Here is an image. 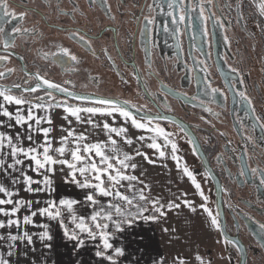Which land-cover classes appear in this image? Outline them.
Listing matches in <instances>:
<instances>
[{
  "label": "flooded vegetation",
  "instance_id": "af4514ba",
  "mask_svg": "<svg viewBox=\"0 0 264 264\" xmlns=\"http://www.w3.org/2000/svg\"><path fill=\"white\" fill-rule=\"evenodd\" d=\"M259 2L185 0L186 8L202 5L208 20L201 21L196 7L183 23L173 24L167 0H8L14 15L0 13V37L13 47L5 51L0 41V55L11 53L0 62L5 72L0 83L33 86L39 73L68 89L129 101L145 113L166 117L153 124L172 133L214 214L209 172L218 181L225 228L241 249L226 243L218 230V264H264V15ZM148 15L154 24L144 21ZM73 32L87 43L70 38ZM60 48L77 61H68ZM213 88L219 91L213 93ZM12 92L44 96L41 90ZM171 118L190 126L207 169L190 138L166 121Z\"/></svg>",
  "mask_w": 264,
  "mask_h": 264
},
{
  "label": "snow or ice",
  "instance_id": "6c2138e0",
  "mask_svg": "<svg viewBox=\"0 0 264 264\" xmlns=\"http://www.w3.org/2000/svg\"><path fill=\"white\" fill-rule=\"evenodd\" d=\"M95 3V0H91ZM107 3V0H104ZM211 3V0H208ZM156 7H161L159 4ZM199 7V17L201 21H207L208 17L205 15V9L202 5L189 4L185 7V0H167V8L169 11L167 15L172 17V23H183L186 16L190 11ZM257 7L260 9L262 15H264V0H260ZM148 8L152 10L153 6L150 4ZM0 13L3 16H13L14 13L9 10L8 0H0ZM24 13L20 14V18H23ZM190 19V16L188 17ZM144 21L147 25L154 24V18L150 15L144 17ZM215 23H220L217 19ZM224 27L223 24L220 25ZM168 31L167 25L164 28ZM3 29L0 28V33H3ZM14 32H27V29L15 28ZM179 32V29H176ZM204 34L207 35V30L204 29ZM143 32V29H142ZM71 37H78L80 41L87 43L84 36L78 33H71ZM5 51L13 47V44L0 37ZM228 42L225 37V43ZM60 54L63 57H67L68 61L75 62L77 57L70 53L67 48H60ZM11 53L7 55H0V62L10 59ZM8 73H11L13 69H7ZM231 71L236 72L235 68ZM27 75V73H26ZM5 77V72L0 71V78ZM37 83L35 86H27L23 88V93L35 94L43 88L44 96L36 95L33 99L26 97L25 95H14L12 89L7 87H0V127L7 129L26 127L27 132L30 133L26 136L21 135L19 131L15 134L9 132H0V175L6 176L11 181V186L6 182L0 183V217L5 219L0 220V241L7 244V256L11 257L12 249L15 247V242L19 240H26L28 243L32 242V236L27 232L13 234L9 229H20L23 225L33 224V217H47L50 221H57L60 226L64 228L65 236L69 239L76 240L77 235L75 232L69 233L66 224L64 223L65 214L71 218V223L75 225V228L79 232L87 233L89 237L95 238L96 231L99 230V236L103 244V249L96 252V256L102 257L110 262V264H117L116 257L122 256L123 252L117 248L114 250V254H107V250L112 249V244L109 243V233L106 229L109 228L108 223L98 222L112 221L113 226L117 231L121 230L123 224H131L137 218H143L144 220H156L159 217L166 215L165 207L168 211L181 207V204L189 208L192 212L197 209L193 206L192 201L183 199L186 193H181L180 203L174 201H168L166 206L161 204L159 198H152L150 195L145 194L147 185L137 189L136 184H143L139 178L130 174L134 172L138 165L133 162L136 157H143L148 163H154L148 155L139 149H135L134 152H123L120 149L119 143L131 146L134 141L128 136L127 124L130 123L131 127L137 130H143L151 135L145 137L139 135L135 137L137 142L149 141L146 144L148 149L154 150L160 158L166 157L168 150L170 149L171 159L176 162V168L182 171L193 185L195 192L199 195L203 201L199 205L200 209L207 214L210 225L221 230V223L219 220L220 213L217 211L215 214L208 207V197L201 189V184L197 182L192 171L188 167L181 164V158L177 155L178 147L177 143L172 139V133L166 132L164 128L158 124H153L154 117H137L129 111L128 107L135 108V105H131L129 101H124L123 104L117 103L110 99L95 98L91 99V104L94 106L73 105L68 102V99H57L54 93H62L64 97L78 100L88 101V96L76 95L70 91L67 87L55 83L39 73L35 75ZM68 82L65 81V84ZM242 83V82H241ZM25 84H28L25 81ZM13 88L20 90L21 85L14 84ZM219 91L213 88L212 92ZM242 99L246 100L249 105L252 101L245 95L244 92L237 93ZM47 97V100H45ZM9 106H15V111H11ZM62 109L65 113L63 119L68 122L67 128L61 130L65 132L58 141H54L50 137L52 129L50 127H39L42 123L52 124L50 116H39L36 114L37 110L48 112L49 109ZM139 111V109H137ZM86 114V115H84ZM94 117H103V121H96ZM111 117L112 121L109 123L107 118ZM157 117L160 119H167L161 117L157 113ZM122 118L124 123L116 126L117 119ZM259 122L260 117H256ZM5 120L7 123H5ZM75 121L76 124H86L91 126L92 130H102L106 136L103 141L95 143H88V136L83 132L77 133L74 128L71 127ZM33 124L36 127H33ZM179 127V125H177ZM260 127L264 128V124ZM187 136L189 133L181 128L180 129ZM31 133L41 134L43 142L38 143L34 140ZM119 138V139H117ZM27 140L29 143L24 146L22 141ZM162 141V142H161ZM59 146H54L57 144ZM189 143H194L189 139ZM195 152V147L193 148ZM11 162H8V161ZM28 162V171L23 167L25 162ZM62 171L68 178V182L75 184L80 189H87L89 192L85 195V200L90 205H99L100 201L98 197H111L107 208L101 206L98 210L94 211L90 220L94 227H89L85 223L82 217H78L74 211V205L78 203L74 199H48L45 201V206L40 207V201L27 200L24 198H15L18 193L15 191V185L22 184L24 191L27 193H52L55 191L53 185V177L57 171ZM35 173L37 178L29 175L28 172ZM253 174L257 173L256 168L251 169ZM15 173V175H14ZM241 175L244 172L241 171ZM261 184L264 185V170L261 171ZM135 182V183H134ZM126 191H121V189ZM131 193V195L126 194ZM37 205L33 208V205ZM23 209H27L29 214L23 215L22 220L18 216ZM113 213L119 217V220L113 219ZM145 213H152L151 215H145ZM45 230L41 232V240H49L51 236L47 231L48 225L42 226ZM264 228V225H261ZM6 233V234H5ZM221 234L222 230H221ZM224 241L230 245L236 246L235 241L228 239L224 236ZM237 251H241L238 246ZM197 264H211V261H205L201 256H195ZM0 264H10L8 258L0 257ZM161 264H164L162 261ZM173 264H186L183 258L174 260Z\"/></svg>",
  "mask_w": 264,
  "mask_h": 264
},
{
  "label": "crops",
  "instance_id": "0c3cea01",
  "mask_svg": "<svg viewBox=\"0 0 264 264\" xmlns=\"http://www.w3.org/2000/svg\"><path fill=\"white\" fill-rule=\"evenodd\" d=\"M9 108L11 111H15V106H9ZM36 114L39 116L47 115L51 117V125L42 123L39 127H50L52 129L50 137L54 141H58L62 135L66 134L61 130L62 128L68 127V122L63 119L65 113H63L62 109H49L47 113L37 110ZM93 119L96 121H103L105 118L94 117ZM107 121L111 123L112 118L108 117ZM5 123H7L6 120ZM122 123H124L122 118L117 119L116 126ZM33 127L36 126L33 124ZM71 127L74 128L77 133L83 132L87 135L88 143H95L106 139L102 130H92L89 125L76 124L75 121H73ZM127 127L129 129L127 134L133 139L134 143L128 146L120 142L119 146L121 151L134 152L135 149H139L154 161V163H148L143 157H136L133 161L138 167L134 172L129 170L130 174L136 175L139 180L143 182V184H136L137 189L143 187V185H147L148 188L145 189V194L150 195L152 198H159L161 204H165V206L170 200L180 203L178 197L181 196V193H186L187 195L182 198L192 201L193 206L196 207L197 210L192 212L182 204L181 207L171 211H168L165 207L166 215L163 217L158 216L156 220L137 218L131 224H123L119 231L113 226L112 221H101L98 219V222L109 224V228L106 229V231L109 233V243L112 244V249L107 250V254H114L115 249H121L123 255L116 257L117 264H161L162 261L164 264H173L175 253H173L172 249L170 251L168 250L164 244V237L170 236V230L173 227L170 222L171 218L169 221L168 217L176 215V219L180 220L177 224L178 230L176 232L180 238H184V241L188 243L187 247L184 249L185 253L179 254H187L186 257H191L189 260L190 262H188L189 264H197L195 261V256L197 255L201 256L206 262L211 261V264H218L220 261V255L217 253L219 240L218 230L210 225L207 214L200 209L199 205L203 203V201L201 197L196 194L191 181L183 175L182 171L176 168V162L171 159L170 149L164 158H160L158 155L155 156L146 147L149 141L145 140L144 142H146V144H144L143 142H137L135 139V137L139 135L147 137L151 134L143 130L132 128L130 123L127 124ZM17 131L24 136L30 134L27 132L26 127L13 129L0 127V132L15 134ZM31 134L36 142H43L41 134ZM22 143L24 146H27L31 142L25 139ZM54 146L59 145L57 143ZM177 146L179 149L180 146L178 143ZM179 151H177V155L181 158V164L189 169L186 157ZM8 162L11 161L9 160ZM23 167L28 171L27 161ZM28 174L37 178L35 173L29 171ZM5 182L11 186L10 179L0 175V183ZM53 185L55 189L54 192L38 194L27 193L24 191L22 184L15 185V191L18 193L15 198L40 201V207L45 206V201L48 199L56 200L57 202L59 199L77 200L78 203L74 205L75 214L78 217H82L89 227H94L90 220L93 212L98 210L101 206L107 208L108 204L112 202L111 197H98L100 204L90 205L85 200V195L89 190L80 189L75 184L69 183L65 173L59 170L53 177ZM121 191L126 190L122 188ZM126 194L131 195V193ZM36 206L37 205L34 203L33 208ZM175 210H178L177 213L173 212ZM26 214H29L28 210L23 209L18 213V216L22 220L23 215ZM150 214L151 213H145L146 216ZM3 219L5 218L0 217V220ZM113 219L119 220L120 218L113 213ZM64 223L69 233H76V240L69 239L68 236H65V230L60 226L59 222L50 221L47 217L36 216L33 217V224L26 226L22 224L20 229L12 228L8 230L13 234H22L23 231H27L32 236V242L28 243L26 240L16 241L15 247L12 249V255L8 257L7 244L0 241V257L8 258L10 264H110L108 260L96 256V252L103 249L99 230H95V238L89 237L87 233L79 232V230L75 228V225L71 223V218L67 213L65 214ZM182 224L181 230L179 225ZM43 225H48L47 231L51 236L49 240L40 239L41 232L45 230L42 227ZM0 232H4V230H0ZM212 251L215 252L214 256L212 255Z\"/></svg>",
  "mask_w": 264,
  "mask_h": 264
},
{
  "label": "water",
  "instance_id": "95a60500",
  "mask_svg": "<svg viewBox=\"0 0 264 264\" xmlns=\"http://www.w3.org/2000/svg\"><path fill=\"white\" fill-rule=\"evenodd\" d=\"M13 85H6V84H3V83H0V87H7V88H10L12 89V91H15L17 89L13 88L12 87ZM35 86V84L33 85ZM24 87L21 86V89L20 90H23ZM70 91H72L73 93H75L76 95H83V96H88L90 98V100L88 101H78V100H73V99H70V98H67V97H64V95L62 93H54L56 95V97L59 99H68V102L69 103H75V104H82V103H91V99H95V98H104V99H110V100H113L117 103H120V104H123L124 100H121V99H118V98H112V97H105V96H100V95H95V94H88V93H81V92H77V91H74V90H71L69 89ZM41 91H44L43 88L41 89ZM33 99V102H34V98H31ZM131 104V103H130ZM133 105V104H131ZM125 107H128L129 111H131L136 117L137 119H140L141 117H154L155 119L154 120H161L160 118H158L157 116L155 115H152V114H148V113H145L143 112L142 110H140L139 108L135 107V108H132V107H129V105H124ZM137 109H139V111H137ZM169 124H172L174 126L177 127V125H179V129L183 128L185 129L189 135H187L194 143H192V146L193 148L195 147L196 149V154L197 156L199 157L200 161L203 163V165L206 167V169L208 168L207 167V161H206V158L201 150V146H200V143L197 139V137L192 133L191 129H190V126L189 125H186V124H183L182 121L180 120H177V119H170V120H166ZM162 128L165 129L166 132H168V128L164 125L161 126ZM209 178L212 180L214 186H215V197H216V209L217 211L220 213L219 215V220H220V223H221V230H222V233L223 235L221 234V236L224 238V236H226L228 239L232 240V237L229 236V233L228 231L226 230L225 228V225H224V209H223V206H222V202H221V192L219 190V184H218V181L217 179L209 172ZM221 230H220V233H221Z\"/></svg>",
  "mask_w": 264,
  "mask_h": 264
},
{
  "label": "rangeland",
  "instance_id": "374dc122",
  "mask_svg": "<svg viewBox=\"0 0 264 264\" xmlns=\"http://www.w3.org/2000/svg\"><path fill=\"white\" fill-rule=\"evenodd\" d=\"M143 143L146 144V142H143ZM149 150L155 156L158 155V154H156L154 152V150H151V149H149ZM178 151H179V149H178ZM211 210L214 213V208H211ZM177 211L178 210H175L173 212L177 213ZM170 218H171V221H170ZM168 220L172 223L173 227L170 230L171 231L170 236L168 235V237H164V240H165L164 244L166 245V247L168 248L169 251L172 249L173 250V253H175V255H176V256L174 255L173 262H174V260H176L178 258H183L186 261V264H189L188 262H190L189 260L191 259V257L190 258L186 257L187 254L186 255L185 254H179V253H185V250L184 249L187 247V244H188L187 241H184V238H180L179 235H178V233L176 232L178 230L177 224L179 223L180 220L179 219H176V215H173V217H171V216L168 217ZM179 226H180L179 228L181 229V227L183 226V224L182 225H179ZM181 237H183V236H181ZM168 254H169V252H168ZM212 255L213 256L215 255V252L214 251H212Z\"/></svg>",
  "mask_w": 264,
  "mask_h": 264
},
{
  "label": "trees",
  "instance_id": "16d2710c",
  "mask_svg": "<svg viewBox=\"0 0 264 264\" xmlns=\"http://www.w3.org/2000/svg\"><path fill=\"white\" fill-rule=\"evenodd\" d=\"M14 94V93H13ZM14 95H16V94H14ZM58 99V98H57ZM45 100H47V98L45 99ZM34 102H37V101H35L34 100ZM70 104H73V105H83V106H94V105H92L91 103H82V104H75V103H70ZM152 214V213H151ZM150 214V215H151ZM64 222H65V219H64Z\"/></svg>",
  "mask_w": 264,
  "mask_h": 264
}]
</instances>
